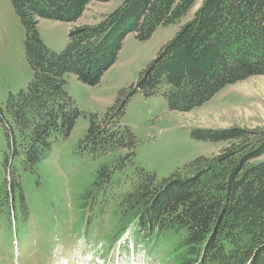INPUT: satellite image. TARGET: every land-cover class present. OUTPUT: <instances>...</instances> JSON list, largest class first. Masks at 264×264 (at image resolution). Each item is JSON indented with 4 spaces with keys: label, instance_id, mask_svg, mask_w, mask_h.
<instances>
[{
    "label": "trees",
    "instance_id": "trees-1",
    "mask_svg": "<svg viewBox=\"0 0 264 264\" xmlns=\"http://www.w3.org/2000/svg\"><path fill=\"white\" fill-rule=\"evenodd\" d=\"M11 1L25 28L24 52L33 76L9 92L0 121L26 170L49 155L56 135L67 136L81 114L65 90L66 74L94 86L117 59L127 34L148 39L157 27L179 22L197 0H123L103 20L71 28L58 53L42 42L38 19L74 22L91 0ZM180 52L185 61L179 70L169 67ZM259 75H264V0H202L137 82L119 91L108 112L90 114L80 148L94 159L113 154L99 167L98 180L113 170L123 174L136 140L119 119L134 92L162 95L169 109L190 111L225 86ZM191 135L224 148L197 156L161 180L141 166L126 172L130 184L120 194L118 223L126 227L132 217L140 236H177L182 264H264V129L196 127Z\"/></svg>",
    "mask_w": 264,
    "mask_h": 264
},
{
    "label": "rangeland",
    "instance_id": "rangeland-1",
    "mask_svg": "<svg viewBox=\"0 0 264 264\" xmlns=\"http://www.w3.org/2000/svg\"><path fill=\"white\" fill-rule=\"evenodd\" d=\"M122 1L91 0L76 21L39 18L36 28L48 49L58 53L69 42L71 28L103 20ZM201 1L179 22L157 27L148 39L127 34L117 59L94 86L79 82L72 73L65 75V90L81 114L67 136L56 135L51 152L34 169L24 170L19 156L12 154L0 121V264H182L185 253L177 236H140L132 217L126 227L118 223L120 194L130 184L126 172L141 166L161 180L197 156L224 148L220 142L194 138L191 133L196 127L264 129V75L227 85L190 111L169 109L162 95L134 92L119 119L136 140L135 155L123 166V174L121 169L113 170L108 179L98 180L99 167L114 156L94 159L80 144L90 114L103 117L108 112L119 91L137 82L140 71ZM24 40L25 28L12 1L0 0V108L4 113L9 92L25 87L33 76ZM184 61L180 52L168 66L179 70ZM195 62L205 65L202 60Z\"/></svg>",
    "mask_w": 264,
    "mask_h": 264
}]
</instances>
